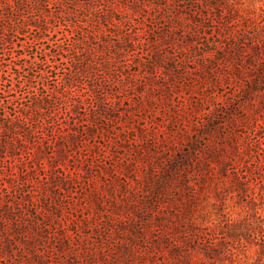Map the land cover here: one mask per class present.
<instances>
[{
  "label": "rangeland",
  "instance_id": "374dc122",
  "mask_svg": "<svg viewBox=\"0 0 264 264\" xmlns=\"http://www.w3.org/2000/svg\"><path fill=\"white\" fill-rule=\"evenodd\" d=\"M98 1L116 7L109 19L130 22L133 47L127 50L120 40L123 46L110 65L78 77L81 83L69 95L82 87L93 91L91 98L83 95L90 99L79 109V118H89L84 126L73 125L75 136L55 139L61 151L51 154L43 146L37 154L42 165L35 160L17 164L9 176L14 159H3L10 147L0 146V183L7 185L0 190V264H147L149 258L156 264H182L185 234L193 230L219 243L221 254L211 263L193 249L191 264H264V88L250 82L255 76L247 72L251 66L241 57L217 59L223 27L214 20L192 35L189 26L170 31L166 20L154 17L156 0ZM66 2L51 4L46 21H36L44 26L43 35L31 27L23 30L25 35L8 36L11 43L1 51L0 73L9 69L12 74L0 79V113H17L43 82L59 90L66 86L59 78L70 71L76 53L57 48L74 40L66 37L65 21L75 11L85 31L93 30L90 13L95 12L81 8H89L91 1ZM236 2L234 17L240 22L263 19L264 0ZM58 10L69 15L61 17L55 14ZM37 15L25 11L14 21ZM123 30L109 26L104 38L118 41ZM88 35L95 45L100 36ZM85 43L78 47L85 48ZM76 57L84 65L83 56ZM10 60L14 63L7 64ZM9 85L13 89L8 93ZM222 115L236 119L237 131H246L241 154L229 156L242 159L239 177L250 187L233 183L231 170L204 181L190 173L195 193L189 202L187 188L177 175L164 178V167L168 158L185 152L191 139L204 137L210 145H220L224 140L218 129L201 124H216ZM66 121L73 123L70 117ZM62 173H72V179ZM173 240L184 247L176 252ZM188 240L197 243L193 234Z\"/></svg>",
  "mask_w": 264,
  "mask_h": 264
},
{
  "label": "trees",
  "instance_id": "16d2710c",
  "mask_svg": "<svg viewBox=\"0 0 264 264\" xmlns=\"http://www.w3.org/2000/svg\"><path fill=\"white\" fill-rule=\"evenodd\" d=\"M66 1L67 0H0V20L4 21L0 24V54L1 51L8 50L7 45L11 43L8 36L11 35L12 32L25 35L24 29L34 27V30L43 35V29L45 28L42 24L36 23V21L38 19L46 21L49 16L46 12L51 4L57 3L64 6V3L67 4ZM85 1H91V3L89 8L82 5L81 8L83 10L89 11V9H95L94 15L90 13V16L94 18V21L90 22V24H93L94 29L85 31L86 25L79 19L75 11H73L69 14L73 15L74 18L66 19L65 23L69 28L67 31L70 33V35L66 36L67 39L69 40L73 37L74 40L69 42L67 47H62L60 44L57 45V48L61 50H73V52L76 53L70 58V71L59 78L60 82L62 81V83L66 85L64 89L59 90L57 86H50L48 83L43 82L41 86L36 88L34 97H30V103L20 107L17 113L14 115L0 113V146L10 147L9 152H7L5 156H2V158L5 160L9 159V161H12L10 159H14L13 163L10 162L11 164L9 165V176L12 174V167L17 164L24 165L35 160L37 165H42L43 162L37 159V154L43 146L49 149V153L51 154L55 151H61V147H56L57 141H55V139L58 137L64 139L75 136L76 132H74L75 129L73 125L80 124L84 126L82 122H87L89 118L88 115H85L84 118L82 116L79 118L78 116L81 113L79 109L85 104L86 99H90L93 96V91H91L92 93H88L84 91L85 87H82V90H79L76 95L72 97L69 95L71 88L74 89V87L78 85V82L81 83L78 77L83 76L85 72L87 74L94 73L100 65L105 66L108 64L112 55H115L116 52L120 51L122 48L123 45H121L120 40L125 43L124 47H127V50L133 47L130 22L127 21L129 25H126L124 24V19L117 18L115 22L109 19L110 11H115L116 7L113 5L107 6L100 3L98 0ZM236 4V0H156L152 10L157 13L154 17L158 16L161 20H166L170 31L176 29L177 26L180 28L189 26L190 30L188 33L192 35H199L201 30H205V27H207L206 23H212L214 20L216 24L223 27V32L218 34V41L216 43L220 50V55L217 59L228 60L229 58L236 57L238 60L240 59L239 57H241L242 60L248 62L249 66H251L248 68L249 71H247L250 73L249 75L251 76V72L255 75L254 78H250V82L255 86L262 85L264 88V17L260 21H257L254 17H249L240 22L239 19L234 17V13L239 10V8H236ZM34 10L39 13L37 17L30 19L24 17L19 18L21 24L18 22V19L14 21L18 14L24 13L25 11L31 13ZM55 14H59L61 17H63V15H69L60 10L56 11ZM222 15L224 17H222ZM225 16H227V18L222 21L221 17L223 19ZM12 24L15 25V30H13L14 27L11 26ZM102 26L105 27V29H100ZM109 26L124 27V30L120 32L121 34L118 41L106 40V38H104V36L108 37L107 31ZM73 29L76 30L75 32L78 35L77 38L72 35ZM88 34L100 36L95 45H92L88 41ZM42 35L34 36L33 38L40 39ZM82 43H85L87 46H85V48L78 47L79 44ZM99 44L105 48V51L99 49ZM79 55L83 56L84 59L82 62L84 65L82 66L80 64L81 58L76 57ZM97 56H101L103 60L98 62L96 60ZM12 58L17 57L12 56ZM10 61L7 64L14 63L13 60ZM34 63L37 64L36 61H34ZM15 66L18 68L17 70H19L20 66ZM217 69L218 67L215 66V68L211 69V72L215 73ZM8 70L9 69H6V71L3 70L0 73V79L3 77L6 79L5 76L12 74V72ZM234 70V73L237 75L241 74L238 67H234ZM14 71H16V69ZM25 78L30 82L27 76ZM10 81L11 80H9V82ZM11 89H13L12 86L8 87L7 92H11ZM90 90H92L91 86H89V91ZM244 90L245 93L248 92V94L253 91L252 88ZM254 90L256 92V90L259 89L256 88ZM83 95L90 98H84ZM94 96L96 95L94 94ZM103 103L106 104V102ZM58 105H60V107H58ZM61 106L63 107L61 108ZM59 114L62 115L60 119L58 117ZM67 117H70L73 123L68 124L66 121ZM240 117L241 120L244 119L243 116ZM217 119L220 120L219 117H217ZM235 124H237L235 118L232 119L228 117L225 119L223 115L221 120L216 124L209 122L205 124L202 123L201 125L203 127L207 125L211 130L218 129V134L224 141L220 145H210L204 137L191 139L185 152H181L178 156L168 158L167 165H165L162 175L164 178H173V176L177 175L180 183L188 190L189 202L195 193L192 183L188 180L190 173L192 177H195V180L204 181L205 178L213 180L215 177L221 175L227 176L226 174L231 170L233 174V183L239 185L244 184L250 187L248 181H243L239 177L240 173L244 172L242 168L243 163L241 162L242 159L239 158L240 160L238 161L236 158L229 156L232 154L237 157V155L241 154L243 151L240 146V141L244 139L246 131H237L238 129H236ZM262 126H264V121L261 124V127ZM228 128L231 130H228ZM49 138H51V140H49ZM16 147L17 151L15 150ZM51 157H53V155H51ZM243 166L245 165L243 164ZM202 169L205 170L204 173L201 171ZM197 170L200 171L197 173ZM62 174L65 178L72 179V173ZM195 182L196 181H194V183ZM217 185L218 182H215L214 189L216 195L220 193ZM6 187L7 185L5 183H0V190L6 189ZM24 224L25 223H23V225ZM192 234L195 235L196 245L191 244V240H188ZM205 235L206 233L194 232V230L189 234H185V239H187L183 244L185 247L180 241L173 240L172 248L175 249L176 252H178L180 247H184L182 264H191L193 261V249L201 251L210 259L211 263H214L217 257L220 256L219 243L208 240ZM262 240L264 247L263 235ZM149 254L154 257V253L149 252ZM149 259L147 264H156L153 258Z\"/></svg>",
  "mask_w": 264,
  "mask_h": 264
}]
</instances>
